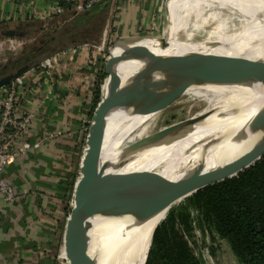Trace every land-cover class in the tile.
<instances>
[{
    "label": "bare ground",
    "instance_id": "obj_1",
    "mask_svg": "<svg viewBox=\"0 0 264 264\" xmlns=\"http://www.w3.org/2000/svg\"><path fill=\"white\" fill-rule=\"evenodd\" d=\"M215 1L219 0H183V3ZM172 18L175 29L184 28L188 22L187 16H181L176 8ZM263 35L264 28L260 26L229 40L210 44L179 42L170 36L165 38L166 44L161 41L152 43L140 56L113 60L110 67L122 85L137 78L150 81L178 60L207 54L237 56L232 48L224 47ZM260 42L243 57L264 60V39ZM109 56L115 55L109 53ZM114 83L112 77L108 78L103 92ZM186 92H193L200 97L212 95V103L216 107L203 118L170 133L140 140L122 149L120 146L126 136L156 113L142 115L141 103L110 109L105 117L103 148L95 161V177L130 172H157L179 178L197 167L209 170L233 161L264 135V77L227 72L191 86L184 93ZM217 135L232 138L226 144H221L222 146L212 147L218 141ZM168 196L156 193L119 195L115 202H130L134 204L133 207L97 215L91 219L85 237L89 254L95 260L96 255L104 249L102 264H139L155 225L165 218L170 209L166 203ZM61 256L65 259L63 252Z\"/></svg>",
    "mask_w": 264,
    "mask_h": 264
},
{
    "label": "crops",
    "instance_id": "obj_2",
    "mask_svg": "<svg viewBox=\"0 0 264 264\" xmlns=\"http://www.w3.org/2000/svg\"><path fill=\"white\" fill-rule=\"evenodd\" d=\"M176 1L108 0L96 6L91 10L93 13L103 9L105 14L99 44L104 40L105 50L121 56L127 49L141 46L151 38L175 34L178 29L174 28L172 13ZM48 4L50 0H0V29L18 31L16 25L21 24L22 36H34L41 31L39 27L50 21L60 25L83 14L75 12L71 4H63L61 12L48 19L28 13L47 8ZM14 14L18 16L7 20ZM31 28H35V33L30 32ZM83 44L94 46V43ZM94 55L90 47L83 46L71 62L62 59L55 70L56 76L62 77L55 85L58 97L46 102L42 115L31 128L30 139L39 141L40 146L26 152L5 170L18 196L12 202H5L0 195V264H55L54 255L64 231L65 203L60 197L59 175L65 167L63 158L67 151L61 147L64 137L50 134L57 129L70 128L75 133L81 130V117L88 105L87 94L95 85L97 68L87 57ZM29 86L34 99L45 88L38 79L29 82ZM222 241L213 253L211 264H240L226 241Z\"/></svg>",
    "mask_w": 264,
    "mask_h": 264
},
{
    "label": "water",
    "instance_id": "obj_3",
    "mask_svg": "<svg viewBox=\"0 0 264 264\" xmlns=\"http://www.w3.org/2000/svg\"><path fill=\"white\" fill-rule=\"evenodd\" d=\"M0 35L21 37L23 33L15 29H0ZM160 40L162 44H166L163 36ZM146 49L144 46H137L127 49L121 56H108L106 60L105 73L107 76L110 75L115 83L106 92H102L87 128L86 147L79 163V177L74 183L72 192L73 206L66 218L62 237L65 264H95L85 245L91 219L97 215H106L133 207L134 204L130 202H115L119 195L125 193L168 194L166 203L170 208L173 203L191 196L210 184L235 176L264 154L263 135L248 151L233 161L209 170L197 167L179 178L157 172H130L95 177V161L103 148L102 134L105 117L113 107L141 103L142 115L153 114L178 100L187 88L204 83L220 74L239 72L264 77V60L207 54L173 62L150 81L137 78L122 85L117 74L111 69L110 63L113 60L140 56ZM31 66H33L31 61L24 62L14 70L0 75V89ZM193 120V118L184 120L143 138L170 133ZM158 224L159 222L155 225L152 235Z\"/></svg>",
    "mask_w": 264,
    "mask_h": 264
},
{
    "label": "rangeland",
    "instance_id": "obj_4",
    "mask_svg": "<svg viewBox=\"0 0 264 264\" xmlns=\"http://www.w3.org/2000/svg\"><path fill=\"white\" fill-rule=\"evenodd\" d=\"M186 7L187 9L185 10ZM175 8L180 11L181 16L183 17L187 16L188 22L184 28L178 29L175 34L169 36L164 35L163 36L164 39L166 37L173 36L179 42H188L192 44H210L222 40H229L236 35L247 33L251 30L259 28L260 26L264 28V0H219L215 2H201V3H194V2L183 3V0H177L175 4ZM72 21L73 20L67 22L65 21L61 24V26L60 25L58 26V23L54 21H50L48 25L47 24L44 25L43 28L39 27L41 31L37 33H35V28H31L30 32L34 31L35 35L30 36V38L26 40L22 39L24 41V44L21 47L19 46L15 47L14 51H5L4 49L0 50V75H3L11 70H14L19 65L25 62L24 59L27 56L26 53H28V52L24 53L26 47L27 49L35 48L37 50L38 48H41L42 42L46 43L44 44V47L41 48V50L37 51V56L34 58L36 59V62L33 64L36 65L45 58L57 52L68 50L73 46L81 45L83 43H94V46H89L90 50L92 52H95L94 57L96 59L93 62L98 63L96 69V75H94L95 77L93 80L95 82V86H96V82L100 80L99 94L101 98V94L103 90L105 91L106 82L108 78H110L111 76L110 75L107 76V74L105 73L104 66L107 57L104 58L105 56H103V51H100L97 48L99 46V40L97 39V41H94L90 37L85 39L83 37L85 34L83 32L79 33L81 29H78L77 27V30L74 31L77 32V34L75 35L73 34L69 35L66 34L65 32L64 34L62 33V35H65L66 37L64 38L65 39L64 42L63 41L57 42L56 40L49 41L52 35L58 36V34H60L56 32L60 30V28L63 25H68ZM60 32H63V30L62 31L60 30ZM1 36L3 35H0V37ZM72 38H75L76 40L75 43H71ZM263 39H264V35L236 45L225 46L224 49L232 48L234 54L243 57V55L256 48L257 44L258 43L260 44L261 43L260 41ZM160 41H161L160 37L154 39L151 38L150 40H147L144 43H142L141 46L146 47L149 43H155V42L158 43ZM148 47L149 46H147L146 48ZM106 52H107L106 55L109 56V50L106 49ZM72 54L73 56L76 55L75 53ZM88 57L89 60H93L90 56ZM20 59L22 61H19ZM12 60L16 61V63L12 62ZM193 94H194L193 92L184 93L178 100H176L170 106H168L167 108L163 109L160 112H157L149 119L138 125L137 128H135L126 136L120 148L121 149L123 147L125 148L128 145L130 146L131 144L140 142V140L143 141L146 139L153 138L155 136H150L147 138H143V137L163 131L184 120L190 118H193L194 119L193 121L199 120L208 113H210L216 107V104L212 103V97H213L212 95H208L207 97L206 96L200 97L199 95L196 94L193 95ZM87 97H89L88 101L90 103L93 97V88L90 91V93L87 94ZM89 108L84 107L85 109L84 117H81L82 120V128H80L81 130L83 128H87L88 125L86 123H88V121L90 123L91 121L92 114L91 116H89L88 113H93V111H91ZM86 134L87 131L86 132L83 131L79 134L80 142H81L79 146V150L77 152H73L72 155H70V157L66 155L64 159V162H67L68 158H71V160L73 161L70 168H68L70 169L69 175H71V177L67 179L68 180L67 185L69 184L68 186L69 188L72 186L71 183L72 177H74L73 178L74 181H76L77 178L79 177V163L81 161V157L86 147V143H85ZM216 138L218 141L216 144H213L212 147L222 146L226 144L232 137L229 138V136L227 135H217ZM70 192L71 193H69V195L66 197L67 200H70L72 198L73 190ZM183 201L184 199L178 200L177 202L173 203L171 207L180 205L181 203H183ZM193 215L194 214L191 212V217ZM66 218L67 216L65 215L64 223H63L64 225ZM190 226H191V230L188 233L184 234L185 239L188 241L190 247L193 249L196 256H198L201 259V264L213 263L214 254L211 253V247L212 246H214L215 248L220 247L221 243L223 242L222 239L216 238L215 242H211L209 237L207 235L202 234L200 229L196 227L195 221H190ZM62 237L63 236H61L60 243L58 244L57 252H55L54 255V258L56 259L55 261L56 264H65V260L61 258L62 257L61 253L63 252ZM146 249L139 264H144L146 260L147 257ZM104 254H105V250L103 249L100 252V254L98 253V255H96L95 264H99V263L102 264L101 256Z\"/></svg>",
    "mask_w": 264,
    "mask_h": 264
},
{
    "label": "trees",
    "instance_id": "obj_5",
    "mask_svg": "<svg viewBox=\"0 0 264 264\" xmlns=\"http://www.w3.org/2000/svg\"><path fill=\"white\" fill-rule=\"evenodd\" d=\"M93 11L77 15L72 22L60 28L63 32L58 30L56 33L60 34L52 35L49 41L64 42L66 37L62 33L75 35L77 27L81 29L79 33L85 34V39L90 37L97 41L105 14L103 9L99 13ZM20 27L21 24L17 25L16 29L19 31ZM19 38L26 40L30 36ZM75 42V38H72L71 43ZM44 44L46 43L42 42L41 48ZM41 48L36 50L26 47L24 53H28L24 61L34 64L37 51ZM12 62L16 63L13 60ZM99 83L100 80L94 85L92 100L86 106L90 107L91 111L100 101ZM88 114L91 116L92 113ZM62 143L61 147L66 151L77 152L81 143L79 132L73 137L64 138ZM70 177L71 175L67 174L65 179L59 182L66 216L69 213L66 197L73 190L75 182L72 177V186L69 188L67 179ZM191 212L194 214L192 217ZM190 221H195L196 227L202 234L207 235L211 242H215L216 238L226 241L240 264H264V154L235 176L210 184L185 198L180 205L171 207L153 232L144 264H201V259L196 256L184 237V234L191 230ZM215 251L216 248L212 246L211 253Z\"/></svg>",
    "mask_w": 264,
    "mask_h": 264
},
{
    "label": "built area",
    "instance_id": "obj_6",
    "mask_svg": "<svg viewBox=\"0 0 264 264\" xmlns=\"http://www.w3.org/2000/svg\"><path fill=\"white\" fill-rule=\"evenodd\" d=\"M44 1L49 2V0ZM106 1L108 0H50V4H48L47 8L28 13L37 14L41 18L48 19L51 18L52 15L59 14L63 4H71L75 12L81 13L89 12ZM28 13L25 15H30ZM17 14H14L11 19L8 17L7 20L14 19L18 16ZM19 15L22 16L21 14ZM23 44L24 41L16 36L0 37V50L14 51L15 47H21ZM87 45L88 44H81L73 46L68 50L57 52L45 58L40 63L31 66L26 72L14 78L8 85L0 89V195L5 202H12L18 196L13 184L5 174L6 168L29 150L40 146L39 141L30 139L31 128L33 123L42 115V112L46 108V102L58 97L55 85L57 86L58 81H62V77L56 76L55 70L61 64L63 58L71 62L73 57L72 53H79L80 48L83 46L89 47ZM97 48L103 51L104 58H108L104 40H101ZM91 58L93 60H89V57H87V60L90 61L93 67H97L98 63L93 62L96 58L94 56ZM35 79L40 80L41 83L45 85V88L42 90L41 95L34 99L30 92L29 82ZM64 101L65 100H63V102ZM87 103H89V101ZM60 107L61 105L58 109ZM88 123L86 124L89 126ZM87 128L80 130L79 134L83 131L86 132ZM76 133L68 128L65 130L57 129L50 135L70 138ZM66 155L70 157L72 152L67 151L65 152V156ZM63 159H65V157ZM67 160L62 173L59 175V179H65L66 175L70 172L68 168H70L73 161L71 158ZM68 204L70 208L73 206V198L69 200ZM62 259L65 260L64 258Z\"/></svg>",
    "mask_w": 264,
    "mask_h": 264
}]
</instances>
